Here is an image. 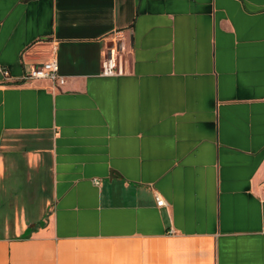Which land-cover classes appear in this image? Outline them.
Here are the masks:
<instances>
[{"label":"crops","instance_id":"crops-1","mask_svg":"<svg viewBox=\"0 0 264 264\" xmlns=\"http://www.w3.org/2000/svg\"><path fill=\"white\" fill-rule=\"evenodd\" d=\"M0 208V264H264V0H0Z\"/></svg>","mask_w":264,"mask_h":264},{"label":"built area","instance_id":"built-area-1","mask_svg":"<svg viewBox=\"0 0 264 264\" xmlns=\"http://www.w3.org/2000/svg\"><path fill=\"white\" fill-rule=\"evenodd\" d=\"M125 72L124 68V54L121 47L115 44L108 46L100 61V73L103 76H117ZM4 76H8V71H2ZM38 79H48L55 87H59L65 83V77L58 72V63L53 56L51 59L33 64L28 69L23 71L20 79L21 81H30ZM155 200L157 206L165 204L163 196L155 192Z\"/></svg>","mask_w":264,"mask_h":264},{"label":"rangeland","instance_id":"rangeland-1","mask_svg":"<svg viewBox=\"0 0 264 264\" xmlns=\"http://www.w3.org/2000/svg\"><path fill=\"white\" fill-rule=\"evenodd\" d=\"M9 205H4L3 207H1V208H3V209H6V211L9 209V208H7ZM0 208V209H1ZM3 214V213H2ZM5 217H7V220H5L6 222H8V221H10V217L12 216V213H11V211L10 212H6V213H4L3 214Z\"/></svg>","mask_w":264,"mask_h":264}]
</instances>
